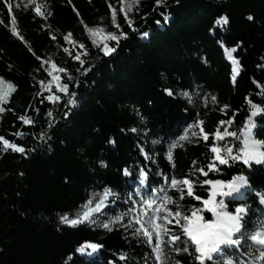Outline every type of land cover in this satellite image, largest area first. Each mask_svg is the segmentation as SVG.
<instances>
[{
	"label": "trees",
	"instance_id": "trees-1",
	"mask_svg": "<svg viewBox=\"0 0 264 264\" xmlns=\"http://www.w3.org/2000/svg\"><path fill=\"white\" fill-rule=\"evenodd\" d=\"M7 3L12 5L11 15ZM37 3L46 19L35 14ZM121 4L122 0H0V78L15 86L2 105L0 136L25 148V154L0 151V264H154L151 247L125 227L131 215L113 223L111 230L102 226L131 206L126 202L129 194L140 188L150 196L153 187L164 185L165 176L170 183L173 176L229 181L239 174L248 178L243 195L216 200L223 199L230 212L238 205L248 208L244 235L234 234L240 245L206 264H224L229 258L233 264H261L254 260L259 253L250 250L257 248L247 236L260 229L264 216L258 195L264 194V164L246 167L239 161H217L211 171L207 165L214 155L212 134L218 129L223 133L227 127L240 139L226 136L215 141L216 146H230L233 153L243 147L240 129L251 115L246 97L261 109L253 117V136L264 142V0H164L159 6L156 0H139L127 19ZM221 16L228 17L227 24H216ZM13 18L19 36L10 31ZM88 29L103 31L93 34ZM121 32L126 35L118 42L107 39V33ZM105 43L115 48L108 56L100 51ZM233 48L230 58L226 49ZM77 55L79 60L74 59ZM232 59L238 61L235 82ZM53 76L68 84L67 94L57 91ZM185 91L191 102L182 95ZM52 94L60 100L45 98ZM69 99L76 103L69 104ZM21 115L33 123L25 125L18 119ZM197 119L203 121L209 140L192 136L191 131L199 133L193 128L179 141ZM229 119L232 124H219ZM17 131L22 135L16 136ZM177 141L170 163L166 153ZM200 167L207 176L195 172ZM141 169L148 174L143 186ZM105 188L115 195L109 196L104 216L75 227L61 223L62 215L75 218L84 212L90 198L89 207H95ZM210 188L196 184L194 193L207 198ZM167 194L185 210L201 207V201L187 195L180 200L175 189L168 188ZM168 207L175 211L176 204ZM202 215L212 219L210 212ZM169 228L178 235L182 231L174 223ZM186 239L181 235L177 246L183 247ZM88 243L100 247L94 254L90 249L77 251ZM192 252L190 243L189 253L169 251V264H194Z\"/></svg>",
	"mask_w": 264,
	"mask_h": 264
},
{
	"label": "snow or ice",
	"instance_id": "snow-or-ice-1",
	"mask_svg": "<svg viewBox=\"0 0 264 264\" xmlns=\"http://www.w3.org/2000/svg\"><path fill=\"white\" fill-rule=\"evenodd\" d=\"M28 3H33V0H28ZM139 0H129L125 5L122 0L120 11L125 14L127 19V13L132 11V7L135 4H138ZM164 3V0H156V5H161ZM9 9V14L11 15V3L6 5ZM19 6V5H17ZM111 8V5H110ZM35 14L40 17L47 18L45 12L41 11V4H36L33 9ZM47 15H51L50 12ZM113 24H115L116 11L112 9ZM167 19V17H165ZM247 19L249 21L253 20L252 15H248ZM159 23V21H157ZM228 23L227 16H221L217 19L216 24L223 25ZM12 27L10 29L11 33L14 36H19V32L16 25L15 18L12 19ZM129 26H131V21L129 20ZM117 27H119L117 25ZM90 33H97L103 31L102 29H88ZM70 33L64 37L67 41L70 38ZM126 34L121 32L119 35L114 33H107V39L111 41L118 42L122 36ZM147 36V33L143 34ZM20 39H23L20 36ZM55 39V37H53ZM83 47V45H81ZM65 52L68 51L67 48L64 49ZM31 51V49H29ZM105 56L110 55L115 51V48L109 47L107 43L104 44L103 48L100 49ZM235 51L233 49H226V52L231 58V52ZM74 59L79 60L80 56L77 55ZM83 64V61H80ZM233 63V82H235V73L238 70V61L232 59ZM52 68L55 69L56 65L52 64ZM86 70V69H85ZM59 72H63L64 69H58ZM49 75H53L51 72ZM70 79V77H69ZM53 80L57 82V91L68 93V84L59 83V79L56 76H53ZM51 83V81L49 82ZM44 83L41 82V88L43 89ZM15 91V86L9 82L4 81L0 78V113L5 111V108L2 105L8 103V98L11 93ZM168 95H173L172 90L165 89ZM39 94V93H38ZM74 95V94H72ZM185 97H189V102H191L190 94L185 91L182 93ZM207 95V94H205ZM47 100L52 102H57L60 100L59 95H48L45 97ZM250 106L249 117L245 121V126L240 129V133L243 135L242 144L243 147L233 153V149L230 146L225 145L223 148L216 146L215 141H223L225 137H235L240 139V135L236 132H231L224 128L223 133L218 129L214 134V142L210 147V152L214 154L212 156V162L207 165L209 171L216 169V163L219 162L220 165L228 164L231 162H242L243 166L251 167L253 163L255 164H264V151L261 150V145L264 142L257 141L253 136V129L255 124L253 117L257 115L261 109L252 103L247 97L245 98ZM212 102L216 101V97H211ZM69 104H75V99H69ZM227 108V105L223 106L221 111ZM51 116V112L48 113ZM139 115V113H138ZM25 125L32 124L33 120L28 117L21 115L18 117ZM142 119V117H141ZM220 125L232 124V120L227 121L221 120ZM203 121L197 119L194 124H189L185 129V134L179 137V141L186 140L188 138L189 130L193 128H199V133L197 131H191L192 136L199 135L204 141L209 140V134L206 133L202 127ZM132 131H138L137 129H132ZM16 136H21L22 133L17 131ZM0 143H2V148L0 151L12 150L13 152L25 154V148L17 145L16 143L10 142L8 139H5L3 136H0ZM114 143V141H113ZM156 143V141H154ZM178 141L173 142L166 153L167 159L171 163L172 161V149L177 147ZM143 152V149H141ZM195 163V162H194ZM101 166H105L103 160L100 161ZM125 175H129V170L125 168ZM195 172H198L204 176L208 175V172L205 171L203 167L196 168ZM147 173L144 169L140 170V186L145 184L147 178ZM162 175V174H160ZM164 185L159 188L153 187L151 189V195L145 196L140 191V188L134 190L133 193L129 194L128 201L131 202V206L123 213L117 214L112 217L108 223L102 224L106 229L111 230L110 226L113 223L120 222L124 216L131 215V220L128 224L125 225L126 228H132V235L137 238H143L144 242L151 247V256L155 258L154 264H169L168 252H184L189 253V243L194 247V252L191 255L194 257V264H206L207 261H212L216 256H221L226 249H232L233 246H239L241 241L234 238V234L244 235L242 229L246 227L247 221L246 217L248 216V208L244 205H238L235 208L234 212L226 210V204L223 199L217 201L216 197H231L232 200L239 199L243 193L242 189L248 186V178L244 174L235 175L229 181L223 180H211L204 179L200 181L199 179H189L187 176L183 178H177L175 176L171 177L170 183L167 176L164 177ZM196 184L202 185H211V188L208 190L209 195L207 198H202L199 195H195L194 187ZM175 189L179 193V199L183 200L185 195L188 197L194 198L196 201H201V207L192 206L185 210L182 208L179 203L173 199L172 196L167 194V189ZM162 194V195H161ZM96 195V194H94ZM115 194L108 188L104 189V192L100 194L99 199L95 203V207H89L93 203L92 198L84 205L87 209L82 213H78L75 218H70L68 214L62 215L60 217L61 223L75 226L79 223H82L84 220L90 219L93 213L100 212L101 208L105 206V203L108 200L109 196H114ZM260 197L261 203H264V194H258ZM139 197V200L134 197ZM169 204H176V209L173 211L168 207ZM210 212L212 214V219H205L203 212ZM176 224L182 230L178 235L171 231L169 225ZM181 235L187 239L184 242V246H177L178 242L181 239ZM254 244L260 246L259 256H255L254 260L260 261L261 264H264V229L255 228L252 231V234L247 236ZM100 245L94 243H88L81 245L77 251L84 253L86 249H90L92 252H95ZM120 259H125L124 256H121ZM146 264V262H145ZM176 264H179V261H176ZM224 264H233L231 258L226 259Z\"/></svg>",
	"mask_w": 264,
	"mask_h": 264
},
{
	"label": "rangeland",
	"instance_id": "rangeland-1",
	"mask_svg": "<svg viewBox=\"0 0 264 264\" xmlns=\"http://www.w3.org/2000/svg\"><path fill=\"white\" fill-rule=\"evenodd\" d=\"M108 199H109V197H108ZM261 205L262 206H264V203H261ZM107 206H108V200H107V202L105 203V206L103 207V208H101V210H100V212H98V213H93V215H92V217H90V219H88V220H84L82 223H79V224H77V225H80V224H83V223H89V222H91L94 218H100V217H102V216H104V213H105V209L107 208ZM87 210V209H86ZM85 210V211H86ZM264 219V218H263ZM95 221L97 222V220L95 219ZM77 225H75V226H77ZM75 226H71V227H75ZM260 227H261V229H264V221L263 220H261L260 221ZM255 246H257V249H259L260 248V246H258V245H256L255 244ZM253 253H259V250H255L254 248H251L250 249ZM93 254H94V252H93Z\"/></svg>",
	"mask_w": 264,
	"mask_h": 264
}]
</instances>
